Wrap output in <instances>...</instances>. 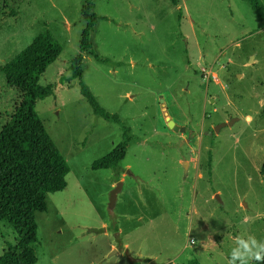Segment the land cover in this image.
<instances>
[{"label":"rangeland","instance_id":"obj_1","mask_svg":"<svg viewBox=\"0 0 264 264\" xmlns=\"http://www.w3.org/2000/svg\"><path fill=\"white\" fill-rule=\"evenodd\" d=\"M84 3L0 0V67L45 29L63 48L36 109L70 172L36 212V264H226L230 237L264 241V18L246 0H96L106 61L82 52L83 78L114 120L72 78ZM18 101L0 72V130ZM121 142L119 169H93ZM16 237L0 220V256Z\"/></svg>","mask_w":264,"mask_h":264},{"label":"trees","instance_id":"obj_2","mask_svg":"<svg viewBox=\"0 0 264 264\" xmlns=\"http://www.w3.org/2000/svg\"><path fill=\"white\" fill-rule=\"evenodd\" d=\"M96 0H85L82 17L81 53L71 61L72 78L78 79L82 95L96 115L117 120V115L103 108L83 78V54L91 51L99 61L106 60L93 50L90 41L100 17L93 12ZM175 5L178 0H172ZM260 18H264L263 0H246ZM62 45L49 29L34 38L30 45L0 67L8 86L19 92L10 120L0 130V220H6L16 232L15 243H9L0 264H36L34 245L39 241L37 211H46L47 195L63 191L70 172L68 161L47 131L36 109L39 100L54 92L55 85L40 84L47 68L62 53ZM121 142L108 154L95 160L93 169H119L128 148ZM209 173L213 155L210 151ZM255 264V262H253ZM193 264H198L193 262Z\"/></svg>","mask_w":264,"mask_h":264},{"label":"clouds","instance_id":"obj_3","mask_svg":"<svg viewBox=\"0 0 264 264\" xmlns=\"http://www.w3.org/2000/svg\"><path fill=\"white\" fill-rule=\"evenodd\" d=\"M233 240L226 264H264V241L254 235H237Z\"/></svg>","mask_w":264,"mask_h":264},{"label":"water","instance_id":"obj_4","mask_svg":"<svg viewBox=\"0 0 264 264\" xmlns=\"http://www.w3.org/2000/svg\"><path fill=\"white\" fill-rule=\"evenodd\" d=\"M162 106L164 107V110H165V117H166V120H167V122H168V125H169L171 128L178 129V127H177L175 121H174L173 119H171V117H170L168 111L166 110V104L164 103V100H163V99H162ZM232 123H234V120L229 122V124H232ZM227 124H228V123H223V124L218 125V127L216 128V131H219V129H220L221 127L226 126ZM182 130H185V128L183 127ZM184 163L186 164L187 162H184ZM121 185H122V184H121V182H120V183L118 184V187L115 188V189L112 191V199H113V200H116V198H117V192L121 189ZM216 197H219V196L217 195ZM130 260H133V259H130Z\"/></svg>","mask_w":264,"mask_h":264},{"label":"built area","instance_id":"obj_5","mask_svg":"<svg viewBox=\"0 0 264 264\" xmlns=\"http://www.w3.org/2000/svg\"><path fill=\"white\" fill-rule=\"evenodd\" d=\"M203 70L207 78H210V79L212 78V80L217 82V75L214 72H212V70H209V69L207 70L205 68Z\"/></svg>","mask_w":264,"mask_h":264},{"label":"crops","instance_id":"obj_6","mask_svg":"<svg viewBox=\"0 0 264 264\" xmlns=\"http://www.w3.org/2000/svg\"><path fill=\"white\" fill-rule=\"evenodd\" d=\"M178 3H179V0H178ZM217 79H218V76H217Z\"/></svg>","mask_w":264,"mask_h":264}]
</instances>
